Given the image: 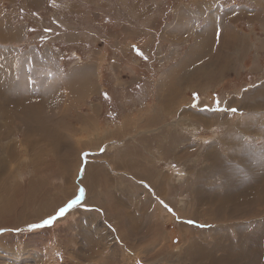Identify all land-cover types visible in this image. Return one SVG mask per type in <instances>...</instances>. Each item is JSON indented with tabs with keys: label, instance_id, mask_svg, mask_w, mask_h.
Segmentation results:
<instances>
[{
	"label": "rangeland",
	"instance_id": "374dc122",
	"mask_svg": "<svg viewBox=\"0 0 264 264\" xmlns=\"http://www.w3.org/2000/svg\"><path fill=\"white\" fill-rule=\"evenodd\" d=\"M22 23L25 40L0 42L7 47L0 54V205L11 193L39 200L23 208L28 214L0 222V264H264V250L255 248L264 236V106L241 105L264 88V0H0V26L16 31ZM216 56L218 87L200 89L211 79L201 80V70L188 74V103L149 128L144 120L167 67L183 57L190 70L202 69ZM236 99L238 115L223 104ZM197 114L207 129L193 121ZM167 128L174 129L169 138ZM162 140L166 151L158 149ZM161 159L170 170L159 165V176L174 179L169 194L131 190L144 188L137 167L151 170ZM231 161L240 162L232 176L241 207L227 201L235 186L211 184L231 176L219 172ZM98 162L116 178L107 204L90 190ZM61 207L65 214L56 216ZM129 212L138 229L122 225Z\"/></svg>",
	"mask_w": 264,
	"mask_h": 264
},
{
	"label": "crops",
	"instance_id": "0c3cea01",
	"mask_svg": "<svg viewBox=\"0 0 264 264\" xmlns=\"http://www.w3.org/2000/svg\"><path fill=\"white\" fill-rule=\"evenodd\" d=\"M26 36H27V25L25 23L19 24L17 26V30L16 31H14V28H12V29L6 28L5 29L4 27L0 26V42H3L6 45H8L10 43L11 46H13L15 40H20V41L21 40H25ZM5 48H7V47L3 46V45H0V54H3ZM232 59H233V57H232ZM214 60H215V64H213V66L212 65H210V67L209 66H205L202 69H200V68H193L192 69L191 68L192 70H190V66L188 65V68H189L188 69L186 61L182 57L180 63L172 64L170 67H167V69L162 74V77L164 79H166V83L164 84V86L162 88L163 91L161 93H157L156 94V96H155V98L157 100V102L155 104L156 106H155L154 109L151 110L150 114L148 115L149 118L147 117L144 120V121H146L148 119L149 128H154V127L159 128L161 126V124H163V123L165 124L168 121V119L171 117V114H172L173 110L176 109L175 106H180V105H184L185 106L188 103L187 102L188 99H187L186 93H187V89L189 91L190 88H191V86H188V79H187L188 78V74H190V73L194 74L195 71L201 70V72H203L200 75L201 76V80H204V77H205V79H211V82L208 85H202L201 84V86H203V87H199L200 89L207 88L209 86H210V88H217L218 87L216 79H217V75L218 74L220 75V73L222 72V69L218 70L219 68H221L222 58L219 59L218 56H216V58ZM216 64H217L218 68H217ZM236 66H238V65H236ZM211 67H214V68H211ZM222 68L224 70H226V68H228V67H222ZM237 70H238L237 72L240 71L239 66L237 67ZM224 72H227V71H224ZM228 74L229 73H227V75ZM194 77H195V75H194ZM220 83L222 84V82H220ZM252 90H254V93L252 92V96H250V98L248 97L247 103L246 104H241V105H242L243 109L249 110V108L251 107L250 111H255L254 107H256V106H264V97H263L264 88L261 87V88L257 89L258 99H256V96H255V94H256L255 88H253ZM54 91H55V88L51 87L50 90H49V93L46 94V96H45V102H48V103L50 102V100L52 99V97L54 95ZM83 91L85 93L87 90L83 88ZM248 92H250V90ZM223 104H224V106H225L224 108L226 110L229 111V110L235 109V112L238 115V110L240 109L239 108V100L238 99H236L235 103L229 102V100H228L227 103L224 102ZM184 110H186V109H184ZM247 112H249V111H247ZM200 115L201 114H197L193 118V121H195V123L198 124V127L200 129H202V130L203 129H207L208 125L205 122V120L199 119ZM248 116H249V114L243 115L244 120L245 119L248 120V118H247ZM188 119H189L188 118V114L186 112L180 113V115L178 117V122H181L182 124H180L179 129H181L183 131L185 129H187V127L189 125ZM187 122H188V125H187ZM199 123H201V124H199ZM141 125H142V122H141ZM210 125H212V122H210ZM136 126L137 127H141L139 124L136 125ZM165 131H166V136L168 138H169V136H172V133H174V129L170 130V129L167 128ZM152 135H153V139H154V137H155L154 133ZM214 137H215V135L212 136V137H209L210 140L212 139V140H214L216 142V144H211L212 146L218 145L217 144V140ZM217 139L220 141L221 136H218ZM165 143L166 142H163V140H162V144H158V149L162 150L165 147ZM208 145H205V146H208ZM171 147L174 149L175 145L171 144ZM163 150L166 151L165 148ZM206 150L211 151V152L216 151V150H214V147H212L211 149H206ZM238 150H239V148L236 151H238ZM241 150L242 151H246V148L242 147ZM218 153H220V152H218ZM230 158H231V156H230ZM231 160H232V158H231ZM122 161H124V160H122ZM160 162L161 163H158V164L152 166L151 170H149L147 168V166H144L143 167V169H144L143 172L140 171L139 167H137V169L140 172V173L137 174V177L140 179V181H145V183L139 182V184L141 186H143L144 188H137V186H134L133 188H131V190H133L134 192H137V193L143 191V193H146V194H152V195L159 196V193H158V191L160 192V187L159 186H161V185L165 186L166 185V190L167 191H165V193L169 194V192H170L169 191L170 190L169 181L170 180L174 181V179H173V176L172 177H168V176L160 177L159 176V171H160L159 165L166 166V168L170 170V167H168V165H167V159L166 160H162L161 159ZM205 162H207V161L205 160ZM119 163H120V161H119ZM151 163H153V162H151ZM153 164H155V163H153ZM238 164H240V162L233 163L232 161H231L230 165H228V164H220L221 167H220V171L219 172L222 173L223 169H227L228 171L224 172L223 174L226 173V174L231 175V176L230 177H227V176L224 177L223 176L219 180V183H215L214 180H211L212 181L211 182L212 186H214V185L215 186L222 185V181H225L229 185L235 186V190L231 192L230 197H228V199H227V201H229L231 203L238 199V197H233L234 195L239 196L236 193L239 190L238 189V185H239L238 180L235 178V176H232V175H234L233 174L232 165H238ZM122 165H124V164H122ZM224 165H225V167H222ZM88 166H89V167H87L88 170H89V168H91L93 166L92 167L93 172H92V170H91V172L94 173V175H95L94 179L90 181V182L93 183V188L90 189V190H92L93 192H97L96 195L98 197H101V201H100L101 204L103 203V200H104L105 204H107L108 199L110 198V195H111L108 192V184L111 185L112 182L116 181L115 180L116 178H114L115 175L111 174V172L108 171V170L107 171L110 173V175H108L107 172L103 173L104 166L100 162H98V164H96V165L90 166V164H89ZM235 168H237L239 170V167H235ZM164 171H166L165 168H164ZM235 175H237V172L235 173ZM200 177H202V176H199V179H198L199 182L197 184L201 187L200 189L202 190V193L205 194L206 193V191H205L206 188L204 187V185H206V177H205V179L200 178ZM160 181H162L161 185H160ZM202 182H203V184H202ZM191 183L192 182H190V184ZM113 184H115V183H113ZM153 185H157V186L153 187ZM262 186H264V184ZM114 191H112V193H116V192L118 193L119 189L118 190L115 189ZM167 201H169V200H167ZM99 207L101 208V206H99ZM101 209H102V212L99 211V215L100 216L107 214V212H103V210H105V209H103V208H101ZM113 210L114 211H118V208L115 207V208H113ZM156 210H158V209H156ZM159 210H161V209H159ZM95 211H97V210H95ZM136 211H139V209H136ZM142 212L143 211H139V212H136L135 214L138 215V214H140ZM156 212L158 213V215H160L161 211H155V213ZM123 216L125 218L122 221V225L125 224L131 230L138 229L136 223L140 222L139 219L135 220L133 218V215L130 212L127 215L125 214ZM143 219L145 220V222H146L147 219L151 220L153 222L154 226H157V225L161 224V222L158 221V220H156V222H154L151 219L150 215L144 216ZM143 224H145V223H143ZM246 239L249 240V238H246ZM261 242L263 243V245H260ZM255 243H256L255 248H258V246H259L260 248H262V250H264V236L263 235L261 237H259L258 240L255 241ZM123 246L124 247H131L129 245H123Z\"/></svg>",
	"mask_w": 264,
	"mask_h": 264
},
{
	"label": "bare ground",
	"instance_id": "6f19581e",
	"mask_svg": "<svg viewBox=\"0 0 264 264\" xmlns=\"http://www.w3.org/2000/svg\"><path fill=\"white\" fill-rule=\"evenodd\" d=\"M26 68V67H25ZM46 71V70H45ZM9 80V79H8ZM13 86V85H12ZM9 88H11V87H9ZM12 88H14V87H12ZM4 89L6 90V88L4 87ZM11 90V89H10ZM5 92V91H4ZM0 107H2V108H4L5 109V107H3V106H0ZM1 110V109H0ZM4 111V110H3ZM4 113V112H3ZM6 113V112H5ZM8 113V112H7ZM235 160V159H234ZM125 163V162H124ZM63 165H66L65 163L63 164ZM68 167V166H67ZM230 171V170H229ZM242 171V170H241ZM140 173V172H139ZM231 174V173H230ZM1 177V176H0ZM260 181V180H259ZM5 183V182H4ZM7 187V186H6ZM7 188H9V187H7ZM32 188H34L35 189V187H32ZM3 189V188H2ZM1 186H0V192H1ZM248 189V188H247ZM4 190V189H3ZM5 190H7V192H6V194L8 193V192H10L9 190L10 189H5ZM160 191H167L166 190V187L165 188H162V187H160ZM244 193V190L243 191H241L240 193ZM45 195H47V193L45 194ZM44 195V196H45ZM28 196L29 195H27V196H25V197H23L22 199H17V197L15 196V195H13L12 193H11V195H10V197L9 196H7V197H5V196H3V199H4V204L6 205V203H7V200H8V202L9 201H11L8 205H6V206H2V205H0V222L2 221V222H10V220H15V219H17V218H19V217H21L22 215H26V214H28L23 208H25V207H28L29 206V204L31 203V204H34L35 202H37L39 199L38 198H34L35 200H32V198L29 196V198H28ZM40 198V197H39ZM237 202L239 203V205H240V207L242 206L241 204H242V201H241V199H238L237 200ZM260 203H262V201H260ZM30 204V205H31ZM247 204H248V202H247ZM253 204H255V202H253ZM17 205V206H16ZM41 208V207H40ZM40 211H41V209H40ZM12 214L14 215V214H16V216H14L13 218H12ZM31 215V214H30ZM29 215V216H30ZM28 216V217H29ZM1 224V223H0ZM247 225V224H246ZM243 228V227H242ZM184 238V237H183ZM200 238V237H199ZM201 241V240H200ZM197 243V241L195 240V244ZM189 245V247H195L194 245V243H193V241H191L190 243H188ZM201 251L202 252H208V250H207V247L206 248H201ZM188 252L190 253V254H193V251L189 248V250H188ZM208 253H210V252H208ZM196 255L198 256V260H201V258H202V254H197L196 253ZM100 256V255H99ZM103 259V261H105V262H109L108 264H113V262H111L112 260L110 259V258H105V259H107V260H105L104 258H102ZM191 260H192V258H191ZM102 262V261H101ZM191 262V261H190ZM103 263V262H102ZM210 264H212V263H210Z\"/></svg>",
	"mask_w": 264,
	"mask_h": 264
},
{
	"label": "snow or ice",
	"instance_id": "6c2138e0",
	"mask_svg": "<svg viewBox=\"0 0 264 264\" xmlns=\"http://www.w3.org/2000/svg\"><path fill=\"white\" fill-rule=\"evenodd\" d=\"M232 111H235V109H232ZM67 207H71V204H69ZM67 208L66 207H61L59 209V211L56 213V216H63L66 212ZM56 217L53 216L49 219H46L43 221V224H51L52 223V220L55 219ZM42 225H37V224H33L31 225L32 228H37V227H41Z\"/></svg>",
	"mask_w": 264,
	"mask_h": 264
}]
</instances>
